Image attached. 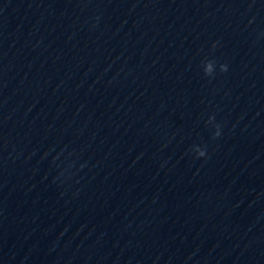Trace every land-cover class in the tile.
I'll return each instance as SVG.
<instances>
[{"label":"clouds","instance_id":"clouds-1","mask_svg":"<svg viewBox=\"0 0 264 264\" xmlns=\"http://www.w3.org/2000/svg\"><path fill=\"white\" fill-rule=\"evenodd\" d=\"M96 19L98 20L99 17H96ZM93 27H95V25H93ZM219 45H220L219 40L214 41L212 43V48L216 49ZM216 66H217L216 60H204L202 62L204 75L210 79H214L216 74ZM219 71L221 73H227L229 71V65L227 63L219 64ZM205 123L212 126L213 131L211 134V139L214 141L218 140L222 136L223 124L216 121L215 114L209 115ZM189 151L192 154V158L194 160H198V159L207 160L210 158V153L208 151L207 143L193 144L191 145Z\"/></svg>","mask_w":264,"mask_h":264}]
</instances>
